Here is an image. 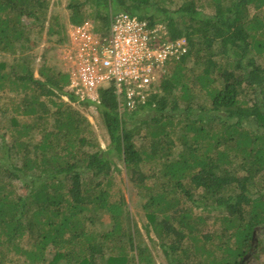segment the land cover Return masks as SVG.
Wrapping results in <instances>:
<instances>
[{
  "label": "trees",
  "instance_id": "trees-1",
  "mask_svg": "<svg viewBox=\"0 0 264 264\" xmlns=\"http://www.w3.org/2000/svg\"><path fill=\"white\" fill-rule=\"evenodd\" d=\"M167 1L67 4L70 24L106 31L109 14L123 11L188 40L190 53L166 66L149 119L120 114L110 89L78 101L66 74L35 69L32 32L60 47L68 27L49 15L51 0H0V55L13 56L0 59V91L19 97L11 140L0 133V264H154L125 199L112 197L117 162L146 196L143 228L168 264H240L254 250L264 225V0ZM201 93L209 102L197 101ZM64 99L95 108L104 149ZM145 162H155L150 176ZM194 209L213 216V230L198 227ZM104 214L110 226L93 230Z\"/></svg>",
  "mask_w": 264,
  "mask_h": 264
},
{
  "label": "built area",
  "instance_id": "built-area-1",
  "mask_svg": "<svg viewBox=\"0 0 264 264\" xmlns=\"http://www.w3.org/2000/svg\"><path fill=\"white\" fill-rule=\"evenodd\" d=\"M162 23L151 24L128 12H111L106 31L85 20L70 24L67 43L55 53L56 71L66 74V90L78 101L97 102L110 89L118 111L131 113L154 106L169 62L190 53L182 36L169 39Z\"/></svg>",
  "mask_w": 264,
  "mask_h": 264
},
{
  "label": "rangeland",
  "instance_id": "rangeland-1",
  "mask_svg": "<svg viewBox=\"0 0 264 264\" xmlns=\"http://www.w3.org/2000/svg\"><path fill=\"white\" fill-rule=\"evenodd\" d=\"M68 1L69 0H51L48 9L49 15L57 17L63 29L67 28L70 25L69 15L71 14V12L67 8ZM154 1L160 2V0ZM183 1L184 0H172L171 4H168L169 1H167L166 6L175 9ZM207 11H209V9H207ZM250 11L253 10L250 9ZM25 22L28 24L29 21L25 19ZM31 37L35 38L38 43V45L31 52L33 58V67L36 69L40 65L44 64L56 71L54 59L56 50L59 48V44H55L54 42H52V40H50V38L47 37L44 32L38 35L36 31H33ZM0 59L4 60L7 64H11L13 61V56L2 54L0 55ZM168 64H171V62H169ZM193 65V62L190 61L189 67H191L190 71L192 72V75L200 72L201 70L199 66ZM34 75L35 77H37L36 73H34ZM18 98L19 97L14 92L7 90L0 91V133H5L7 140H11V118L16 116L13 110V105H15V100H18ZM41 99H43L49 105V102L46 101L45 98ZM54 100L59 101L56 97L53 98V101ZM204 100L205 102H209V100H206V97L204 98V93H201V95L198 96L197 101L204 102ZM63 101L69 104L66 99H64ZM69 105H71L73 109L85 115V117L91 124V130L93 132L94 138L96 139L97 143H99L100 146L104 149L108 143V136L106 134L102 119L95 108L87 107L78 103H70ZM50 109L54 111L55 107L52 105ZM122 114H127V112H123ZM137 114L138 118L150 119L153 116V111L151 112V110L143 109L137 111ZM17 118L20 121H25L26 119H28L27 117L22 116H18ZM53 120L54 115H51L49 118L48 126L52 125ZM36 137L38 139L39 135ZM138 141L140 142V146L143 147V141L141 139H139ZM154 163L155 162H145L141 164V169L145 173V175L150 176L153 171L151 166H153ZM117 164L121 168V171L114 173V184L111 190L113 199H119L120 197H123L125 199L126 209L130 212L132 220L140 229L142 242L144 244H147L151 249V255L153 256L154 264H168L161 249L150 241L143 228V225L146 223V217L142 208V204L144 203L146 196L144 195L143 191L136 186V184L131 182L130 175L126 173V171L122 168V165L119 162H117ZM153 180H155V176H152V178L148 180V183L151 184ZM193 215V218L197 215H201V217L204 219L203 222L198 223V227H200L203 232H210L211 230H213V227L211 225L213 216L211 214H200L197 209H194ZM98 220L99 222L91 227L93 230L100 232L106 230L110 226L111 222L108 215L104 214ZM150 235L152 238H155L152 233ZM185 246L186 245L184 243L183 247ZM252 247L254 248V250L248 253V255L245 256L240 264H264V225H261L257 228L253 236Z\"/></svg>",
  "mask_w": 264,
  "mask_h": 264
}]
</instances>
